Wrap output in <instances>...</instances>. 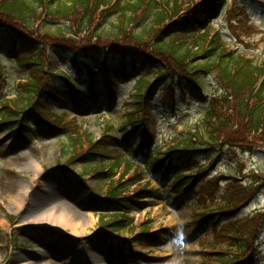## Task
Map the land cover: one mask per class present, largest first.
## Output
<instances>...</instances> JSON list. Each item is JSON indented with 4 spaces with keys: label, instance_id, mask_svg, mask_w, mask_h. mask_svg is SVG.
Returning <instances> with one entry per match:
<instances>
[{
    "label": "rangeland",
    "instance_id": "obj_1",
    "mask_svg": "<svg viewBox=\"0 0 264 264\" xmlns=\"http://www.w3.org/2000/svg\"><path fill=\"white\" fill-rule=\"evenodd\" d=\"M199 1L194 0V4ZM223 2L210 17L211 34L219 32L229 51L264 65V0ZM139 12L141 9L135 11ZM43 13L38 11L32 25H26L27 29L24 23L14 22L0 13V22L9 24L5 25L7 29L18 33L17 38L27 37L33 43L23 51L20 50L24 44H19L14 54L20 56L22 64H19L5 51V44L1 46L0 35V264H203L210 253L220 250L235 258L245 259L250 255L251 264H264V148L253 135L249 140L242 138L241 145H228L219 136L208 142H221V148L217 145L209 149L204 143L197 144L205 141L203 130L207 127L202 105L208 95L218 94L212 76L203 79L204 92L199 100L184 95L177 83L156 85L143 105L148 116L142 114V106L137 109L133 103L139 79L155 71L145 68V64L135 71L129 70L128 75L117 65L110 66L107 80L101 72L97 73L94 92L85 88V75H75L69 84L77 82L83 88L72 96L57 75L75 73L69 64L73 51L79 58L88 49L139 52L162 58L163 67L172 74L179 66L170 57L153 51L152 40L143 44L129 39L132 32L138 34L142 30L136 27L139 20L130 23L127 32L121 31L115 36L114 26L122 22L118 15L99 23L98 32L97 27L86 29L74 19L43 20ZM131 14L127 10L126 16ZM170 19L177 17L172 14ZM177 42H188L189 47L194 44L191 38L177 37L170 45ZM33 58L42 61V72H34L37 67H24ZM95 61L98 64L99 58ZM92 65L96 68L95 63ZM34 83L39 88L35 96H28L33 104L31 108L46 110L44 114L51 119L58 117L56 122L60 121L61 125L56 129L42 124L32 110L17 119L21 114L13 106L17 98L28 94L27 89ZM49 86H56L54 95L58 101L48 99L42 90L53 91ZM173 89H176L174 93ZM2 115L13 117V123L5 124ZM142 117L148 118L145 122L153 143L143 155L134 156L132 150L141 143L139 135L127 139L118 125ZM63 125L72 127L70 134L60 131ZM22 126L25 127L19 130ZM191 134L197 136L196 144L201 145L194 148L208 150L176 153L175 157L181 161L174 163L168 176L161 169L151 171L153 153L167 154ZM72 140H75L74 150ZM94 152L103 155L104 161L90 154ZM129 159L136 164L128 168ZM196 166L204 174L193 192L178 194L174 184L177 187L180 184L174 183V177L182 173L193 175L195 171L190 169ZM100 172L106 175L99 176ZM15 179L22 182L19 191L10 189L9 192L12 187L9 180ZM57 181L61 182V191H67L71 197H75L77 189L82 193L80 201L70 202L75 210L82 212L81 218L36 214L55 199L68 201L62 196L31 211L37 195L56 191L52 184ZM118 184L126 191L125 196L140 189L148 193L133 199L138 203L129 204L127 226L115 232L102 222L103 217L114 215L103 209L97 196L105 195ZM216 211L227 216H214L209 224L200 223L203 214ZM237 231L248 237L246 251L237 249L238 244L233 245L235 240L229 238ZM156 232L157 238L146 237L147 233ZM255 235L259 238L252 244Z\"/></svg>",
    "mask_w": 264,
    "mask_h": 264
},
{
    "label": "trees",
    "instance_id": "obj_2",
    "mask_svg": "<svg viewBox=\"0 0 264 264\" xmlns=\"http://www.w3.org/2000/svg\"><path fill=\"white\" fill-rule=\"evenodd\" d=\"M223 1L200 0L194 4V0H129L127 3H124V0H0V13L12 18L14 22L24 23L22 25L27 29L28 26L26 25H32V20H34L35 15L41 9L46 12L45 15L50 20L59 21L63 19L70 21L74 19L77 20L78 25L86 29H90L93 26L97 27L98 32V26L101 22L105 23L109 16L118 15V17H121L122 22L115 24L114 32L112 31L115 36H118L121 31L127 32V26L139 20L136 27L138 29L142 28V30L137 31L138 34L132 32L128 35L129 39L143 44H147L152 40L153 51L165 56V58L170 57L178 64L179 70L172 74L171 71L163 67L162 58L155 59L139 52L112 51L109 48L96 52L99 49H88L83 51L84 56L79 58L76 56V51H73L69 64H71L75 73L69 76L57 75L62 83L69 88L71 94L74 96L76 92L83 88L77 82L69 84L71 80H75V75H85L88 80L87 89L92 90L97 73L102 72L103 77L107 80L110 66L118 65L124 74L128 75L129 70L133 69L135 71L139 65L145 64L147 65L145 68H153L155 71L151 75L139 79L133 103L137 109L142 106V114L148 116L149 112L145 111L143 105L145 104V98L153 92L156 85L160 86L168 82L171 86L177 83L184 95L190 96L194 100H199L201 98L200 95L204 92L203 79L206 76H212L214 81L211 79L218 90V94L214 96L208 95L202 105L205 110V121L207 124V127L203 130L205 141L202 140V143H204V146H206L205 144H210L208 141H212L214 136L221 137L227 144L241 145L244 142L242 138L249 140L250 135H253V138L257 139L261 143V147L264 148V66L258 65L249 57L229 51L228 45L223 41V37L219 32L211 34L210 17L217 12ZM140 9L141 12L136 14L135 11ZM127 10L132 12L130 17L126 16ZM172 14L176 15L177 19H170ZM140 15L141 17H139ZM235 23L236 21L233 24ZM1 24H4L1 26L3 27L1 30H3H0V35L3 38L1 46L5 44V51L11 53L13 58L19 64H22L20 56L14 55L19 44H24L20 50L23 51L30 43H33L31 41L29 43L25 39L27 37L17 38L18 33H15L10 28L7 29L5 26L9 25L8 23L0 22ZM154 30H158V32ZM132 31L136 32V30ZM177 37L191 38L194 40V44L191 47H189L188 42H177V44L170 45L171 40H175ZM92 39L101 41L99 37H93ZM97 58H102L98 64L95 61ZM92 63L98 66L97 69L94 68ZM24 67H37L34 72L38 71L39 73L42 72V61L39 58L29 59L24 63ZM34 84L31 85L30 89H27L28 94L21 96L20 99L17 98L15 107L18 114L20 112L25 113L33 105L30 104L31 98L28 96H35L38 92L37 89L39 87L37 83ZM42 90L48 96V99H57L50 89L44 88ZM175 91L173 89V93ZM33 111L44 125L54 129L61 125L60 121L56 122L58 117H56L57 119H51L50 116H46L44 114L46 110L34 109ZM2 118L8 124L13 122V120H10L13 117L2 115ZM146 118H131L125 123L119 124V129L124 130L123 132L126 133L130 132L129 134H135L139 131V128H142L140 132L142 146L140 148L136 147V150L132 152L134 156L144 154V151L149 150L152 144V139L148 133L149 130L145 128ZM61 129L66 134H70L72 131L70 125H65ZM109 129L112 131L114 127L109 126ZM192 136L193 138L197 137L195 134H191ZM191 137L182 144L173 147L167 154L153 153L150 162L151 171L156 172L163 168L166 173H169L167 171L170 168V163L172 164L174 159L181 160L175 157L176 153L192 154L199 152L200 149L194 148L196 144L193 143ZM74 142L75 140H72L71 149L73 150ZM218 143L216 141L210 145ZM90 154L100 157V162L104 161L103 158L105 157L103 155L96 152ZM187 162L189 163L190 160L188 159ZM129 163L128 168L132 164H136L130 159ZM137 166L139 168V165ZM125 170L127 171V169ZM194 170H196L195 175L190 177L179 176L176 179L178 184L182 182V185H184L181 192L189 191L191 186L195 185L201 177L199 167H195ZM110 173L111 175L114 174L112 170H110ZM143 173H145L144 170ZM105 175L104 172H100V176ZM142 176L143 174L138 177L141 178ZM117 188L121 189V191ZM123 192V187L121 185L117 186L111 190V195L113 196L111 200L113 201L104 200L103 203H107L108 205L106 206L110 207L109 209L111 210H124L128 209V201H132L131 199H134V197L141 198L147 193V191L140 189L136 195H130L131 198H121ZM114 200L117 202H114ZM123 200L127 203L121 204L119 202ZM212 216L207 215L204 222L210 220ZM121 218L124 220V224L122 220H118ZM125 220L126 217H117L114 220H110L108 226L117 230L126 224ZM256 236H253L252 244ZM229 238L235 240L233 245L237 243L240 251H246V242L248 243L246 234L237 231L234 236H229ZM249 246L253 248L252 245ZM240 254L241 256L244 255ZM224 255L225 253L213 252L208 257L206 256L207 258H205L203 264L252 263V261H249L251 259L250 255L246 256L245 259Z\"/></svg>",
    "mask_w": 264,
    "mask_h": 264
},
{
    "label": "bare ground",
    "instance_id": "obj_3",
    "mask_svg": "<svg viewBox=\"0 0 264 264\" xmlns=\"http://www.w3.org/2000/svg\"><path fill=\"white\" fill-rule=\"evenodd\" d=\"M9 184H11V188H9V192L10 189L12 191H16L15 193H17L19 191L20 185H21V181L15 179L14 181L9 180ZM52 187H55L57 190H53V191H48V192H40L35 200V203L32 205L33 208L31 209V211H36L39 207L44 206L48 201L52 200L55 197H64L66 199H68V201L63 200L58 198L57 200L55 199L54 202L50 203V205H48L41 213H36L39 215H43V213L45 214H50V213H55L56 215H61V216H65V217H70L72 220L75 219H79L82 217V212L81 211H77L75 210V207L70 203L72 201L77 202L80 201V198H83L82 193L80 192L79 189L75 190V193L73 196L75 197H71L69 195V193L67 191H61L63 190V188L61 187V182L59 183V181H57L56 183L52 184ZM76 199V201H75ZM48 216V215H47Z\"/></svg>",
    "mask_w": 264,
    "mask_h": 264
}]
</instances>
